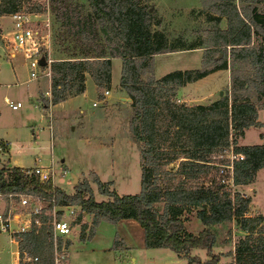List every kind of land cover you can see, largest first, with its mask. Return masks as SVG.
Returning <instances> with one entry per match:
<instances>
[{"label": "trees", "instance_id": "trees-1", "mask_svg": "<svg viewBox=\"0 0 264 264\" xmlns=\"http://www.w3.org/2000/svg\"><path fill=\"white\" fill-rule=\"evenodd\" d=\"M23 1L0 0V16L18 12ZM86 1L87 11L69 0L55 1L52 12L59 24V45L71 43V49L64 48L71 56L50 64V99L43 101V107L48 109L68 96L84 94L87 76L102 99L111 83V61L120 59L119 85L132 109L128 129L140 155V192L119 196L95 175L93 182L99 194L108 198L97 202L87 182L75 185L74 193L69 195L58 187L29 180L20 168L0 166L1 194H24L43 205L41 213L33 216L40 226L32 223L30 230L17 238L19 258L26 253L36 258L34 264H54L50 214L54 207L74 206L80 209L77 223L86 215L91 218L88 240L102 221L116 224L132 220L144 232L146 249H169L185 264H216L221 256L213 251L216 238L211 230L196 235L186 231V215L194 212L205 227L235 222L247 236L234 246L232 264H264V216L247 217L251 199L232 193L218 177V156L233 146L232 133L241 136L251 127L264 129V122H258V112L264 111V13L256 8L258 0H238L239 8L236 0L215 2L210 15L217 21L225 19L226 29L205 31L207 46L175 50H167L166 36L154 30L159 22L140 1ZM253 37L259 38L258 43L252 42ZM196 48L204 49L201 69L154 77L155 55ZM228 56L230 96L224 95L207 106L175 102L179 88L226 70ZM144 74L147 79H143ZM251 91L263 101L260 105L249 101L247 94ZM0 147L8 150L2 140ZM233 151L243 157L233 161V186L253 184L257 173L264 169V144L235 147ZM177 161L176 171L167 169ZM200 173L210 178L203 188L183 187L180 182L170 187L160 182V178L170 180L178 175L184 182L194 181ZM61 244L59 240L58 246ZM122 245L116 238L114 248ZM195 249L205 250L209 259L203 262L192 255Z\"/></svg>", "mask_w": 264, "mask_h": 264}, {"label": "rangeland", "instance_id": "rangeland-1", "mask_svg": "<svg viewBox=\"0 0 264 264\" xmlns=\"http://www.w3.org/2000/svg\"><path fill=\"white\" fill-rule=\"evenodd\" d=\"M58 0H49L48 13L50 17V44L47 51V59L58 60L70 57V52L64 48L71 49L72 44L65 42L59 45V24L54 19L52 9L56 7ZM140 5L148 9L153 14L154 20L159 22V26L154 30L163 32L167 40V50L187 48L196 45L207 46L206 32L209 29H226V20L221 18L217 21L215 16L210 15L211 7L219 0H138ZM75 5L81 6L84 11L88 10L86 0H69ZM24 4V1H23ZM22 4V5H23ZM239 8L240 4L236 0ZM24 6H27L24 5ZM256 8L259 13H264V0H258ZM50 11V13H49ZM211 16V17H210ZM210 18V19H209ZM12 22L8 16H0V33L9 31ZM259 38L253 37L252 42L258 43ZM203 51L204 49H200ZM202 53L185 52L173 56L159 57L157 61L163 60L161 66L170 69L169 72L180 70L178 67L186 66L191 69L201 68ZM112 81L109 102H117L106 110L103 107L105 102L98 97L97 89L93 81L87 79L88 93L84 97H79L65 107L52 105V112L57 118L56 123L52 121L53 150L51 153L48 121L42 119L43 101L50 99V90H47L48 78L27 82L29 78L28 68L24 65L21 57L17 56L9 61L5 57L0 40V139H7L12 142V147L7 156L10 163L16 167L33 166L36 160L41 166H49L51 156L55 159L56 172H65V175L56 177L55 186L64 190L67 194L74 193V186L87 182L93 191L97 202H106L107 197L99 194L97 185L93 182V176L108 185L110 191H115L119 196L137 195L140 192L141 165L139 149L131 140L128 124L132 116L131 104L126 101H119L123 96L117 87L120 83L122 62L120 59H113ZM154 65V64H153ZM152 72H158V66ZM231 79L230 60L228 56L227 69ZM226 70L215 72L212 76L202 82L192 84L188 90H181L180 96L186 97L187 101L194 104H208L207 97L213 95L215 99L224 95L230 96L231 82L227 85ZM250 74L249 71H245ZM148 75L144 74L143 79ZM50 81V80H49ZM86 92V90H85ZM84 92V93H85ZM222 92V93H221ZM221 93V94H220ZM249 101L255 105H260L263 101L251 91L247 94ZM72 97V96H68ZM5 99L12 103H21L22 107L12 110ZM68 99V98H67ZM103 99H106L103 95ZM177 104L178 98L175 97ZM93 102L98 107H92ZM126 103V104H125ZM188 105V104H186ZM209 105V104H208ZM51 106V105H50ZM94 106V104H93ZM189 106V105H188ZM195 106V105H193ZM207 106V105H205ZM82 112V113H81ZM258 121L264 122V111L258 112ZM240 133H232L230 149L243 146H256L264 144V129L261 127H251ZM35 135L36 139L33 138ZM36 145L32 148V145ZM6 151L0 155V166L6 168L9 163L6 160ZM42 159V160H41ZM61 159L64 163H61ZM213 162L211 160H206ZM177 161L167 167L168 170L176 171ZM223 159L220 163H225ZM23 169V168H22ZM27 168L26 170H31ZM76 180V181H75ZM181 176L167 180L160 178L162 184L174 187L178 182L183 187L203 188L210 180L208 175L203 173L198 175L194 181H182ZM238 192L242 197L251 199L247 217L264 216V169L260 170L255 182L246 187H234L231 192ZM233 195V194H232ZM40 205V204H39ZM42 207V205H40ZM23 212V210H20ZM76 213V212H75ZM66 217L68 213H62ZM85 217V216H84ZM77 226L73 235L66 241L67 248L73 244V249L69 257V264H185V260L178 259L169 249H146L144 246V232L140 226L134 222L120 221L116 224L100 222L95 228L94 236L88 240L90 224L88 219H82L77 223L75 214L71 219ZM185 229L189 233L197 234L209 229L215 234L216 243L213 251L221 254L220 260L216 264H231L230 254L233 253L234 246L247 233L241 231L235 222L219 224L205 227L196 218L195 213L185 216ZM131 225H130V224ZM86 225L82 232V227ZM255 236V235H254ZM253 236V238H255ZM16 237V236H15ZM116 238L123 245L114 248ZM18 246L10 242L7 232L0 234V264H19L15 262L14 255ZM69 254V252H68ZM192 255L198 256L203 262L209 259L205 250L195 249ZM67 260V261H68ZM67 264V262L65 263Z\"/></svg>", "mask_w": 264, "mask_h": 264}, {"label": "built area", "instance_id": "built-area-1", "mask_svg": "<svg viewBox=\"0 0 264 264\" xmlns=\"http://www.w3.org/2000/svg\"><path fill=\"white\" fill-rule=\"evenodd\" d=\"M26 4L27 6H24ZM48 7L49 0H24L21 9L8 16L12 22L11 29L0 33L6 59L11 61L19 56L28 68L29 78L27 82L35 81L40 77L50 80V64L53 60H46L50 44V17L48 13L42 11L48 9ZM107 93V91L104 92V95ZM5 101L12 110H18L22 106L19 102L12 103L7 99ZM5 151L0 147V155H3ZM218 159L221 161L226 160L225 163L218 164L220 184L230 189L234 188L232 183L233 161L234 159L242 160L243 157L235 155L233 149L229 148L220 154ZM21 170L24 171L29 180L34 179L39 185H51L52 187H56V177L65 175V172H56L57 170L52 164L49 166L34 165L31 170ZM39 204L42 205L24 194L3 195L0 193V233H10L17 241L19 235L30 230L32 223L40 226L39 221L33 219V216L40 214L42 211L43 205L40 207ZM20 210H23V212ZM63 211L68 213L67 217L62 214ZM79 212L80 209L74 206H59L52 209L50 226L54 244V264H65L67 262L68 248L66 241L73 235V231L77 226L75 218H73L74 220L71 218ZM59 213L62 214L60 218H58ZM59 240L62 242L60 247L58 246ZM18 262L19 264H34L36 258L23 253L22 258L18 256Z\"/></svg>", "mask_w": 264, "mask_h": 264}, {"label": "crops", "instance_id": "crops-1", "mask_svg": "<svg viewBox=\"0 0 264 264\" xmlns=\"http://www.w3.org/2000/svg\"><path fill=\"white\" fill-rule=\"evenodd\" d=\"M201 48H196V49H192V50H185V51H176V52H172V53H164V54H159V55H155L154 57H153V66H154V69L158 66V72H160V73H156L155 74V78L156 79H160V78H162L163 76H165V75H167V74H169V73H171V72H174V71H171V72H169L170 71V69L168 70L167 68L165 69V68H163L162 66H161V63H163V60H161V61H157V59L159 58V57H167V56H173V55H177V54H180V53H185V52H199V53H202V51L200 50ZM113 62H114V60H112L111 61V81H112V70H113ZM156 66V67H155ZM191 68V67H190ZM190 68H188V67H186V66H183V67H178V69H180V70H175V71H187V70H185V69H190ZM199 69H201V68H199ZM199 69H191V70H199ZM215 73V72H214ZM214 73H212V74H210V75H208V76H206L205 78H203V79H200V80H198V81H196V82H194V83H190V84H187L186 86H184V87H181V88H179L178 89V91H177V94H176V97L178 98V102H180V103H182V104H188L189 106H193V105H201V104H194L192 101H187L185 98L186 97H184V96H180L179 94L181 93V90H185L186 88V90H188V89H190L191 87H188V86H190V85H192V84H196V83H198V82H202L203 80H205L206 78H208V77H210V76H212ZM226 74H227V77H228V79H227V85L230 83V77H229V73H228V71L226 70ZM89 77L87 76L86 77V83H85V87H86V92L84 93V94H82V95H79V96H75V97H69L68 99H66L64 102H61V103H59V104H57V105H53L54 106V108H56V107H65V105L67 104V103H70V102H72L73 100H75V99H77V98H79L80 96L81 97H84L87 93H88V91H87V88H88V85H87V79H88ZM120 86V85H119ZM110 89H111V83H110V87H109V89L108 90H105L104 92H108L106 95H104V93H103V95H104V97L106 98V99H101L100 101H98V102H105L106 104L104 105V107H103V110H104V113L106 112V110H108L110 107H111V105L113 106L114 104H116L117 102H109V99H110V96H111V93H110ZM47 90H50V81L48 80V86H47ZM117 90L118 91H120V93H122L123 94V96L122 97H120L119 98V101L121 100V101H123V102H125L126 101V103L127 104H131V101H130V99L127 97V95L123 92V91H121V89H120V87H117ZM222 93V92H221ZM220 93V94H221ZM220 99V96L218 97V99H215L214 98V96L213 95H209L208 97H207V101H208V104L210 105L211 103H213V102H215V101H218ZM98 102H93L92 103V107H98L97 106V104L96 103H98ZM125 103V104H126ZM93 104H96V106H93ZM208 104H204V105H201V106H205V105H208ZM22 107V106H21ZM51 108H53L52 107V105L51 106H49V108L46 110V112L43 110V115H41V118H40V122L42 121V119H44L45 121L47 120L48 121V130H49V136H50V148H51V153H52V150H53V135H52V128H53V126H52V121H53V123H56V121H57V118H56V116L54 115V113L52 112V110H51ZM82 113V112H81ZM259 122V121H258ZM33 138H35L36 139V137H35V135H33ZM0 140H2V141H4V142H6V144H7V146H8V150L6 151V154H5V156H6V160H8L9 161V156H7L8 155V153L10 152V150H11V147H12V142H10V141H8L7 139H0ZM258 145H261V144H258ZM36 147V145L34 144V145H32V148H35ZM36 160H39L40 161V158H38V159H36ZM34 161V163L35 164H38L37 163V161ZM42 160V159H41ZM49 161V163L50 164H52L53 166H54V168H56V165L58 164V163H56L55 162V159L53 158V156H51L50 157V159H48L47 160V162ZM61 161V163L63 164L64 163V160L63 159H61L60 160ZM41 162V161H40ZM34 164V165H35ZM34 165L33 166H30V167H16V166H13V164L12 163H10V161H9V163L7 164V166H6V168H20V169H27V168H33L34 167ZM84 219H88V223L90 224V222H91V218H90V216H85L84 217ZM90 221V222H89ZM123 221H125V222H130V221H132V220H123ZM130 224V223H129ZM131 225V224H130ZM0 234H2V233H0ZM8 235L10 236V242L12 243V244H14L15 246H18V242L16 241V239L14 238V236H12L10 233H8ZM72 249H73V244L70 246V248H69V250H68V252H69V254H68V258H67V260L69 259V257H71L70 256V254H71V251H72ZM234 251V250H233ZM14 255V260H15V262H17L18 263V256H19V252H18V249L16 250V252L14 253H12V256ZM231 257V264H232V256H230ZM70 262H69V260L67 261V264H69Z\"/></svg>", "mask_w": 264, "mask_h": 264}, {"label": "water", "instance_id": "water-1", "mask_svg": "<svg viewBox=\"0 0 264 264\" xmlns=\"http://www.w3.org/2000/svg\"><path fill=\"white\" fill-rule=\"evenodd\" d=\"M76 181V180H75Z\"/></svg>", "mask_w": 264, "mask_h": 264}]
</instances>
